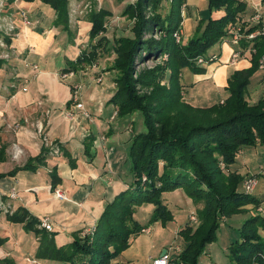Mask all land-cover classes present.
Masks as SVG:
<instances>
[{"label": "trees", "instance_id": "16d2710c", "mask_svg": "<svg viewBox=\"0 0 264 264\" xmlns=\"http://www.w3.org/2000/svg\"><path fill=\"white\" fill-rule=\"evenodd\" d=\"M161 1L169 2L163 15L159 12ZM40 2L54 12V25L69 31V0ZM183 4L185 0L127 3L121 15L131 23V34L114 36L111 51L104 35L111 13L100 9L89 14L88 37L91 43L95 40L96 43L88 51H82L64 71L90 68L104 53L112 55L108 71L116 72L112 75L115 90L108 103L116 107L118 118L139 112L145 131L135 133L129 147L132 185L104 207L92 236L75 233L69 244L57 246L53 232L38 228L39 220L25 209L6 213L7 222L21 224L37 238L36 259L67 264H113L128 248L130 238L149 226L134 220L135 208L152 205L149 224L160 223L165 227L173 220V213L163 195L182 191L199 208L198 225L194 228L187 222L178 229L177 235L184 245L172 259L175 264H199L206 246L215 240L219 220L245 213L244 207L249 205L256 214L242 223L228 257L232 264H264V213L258 210H264V198L239 190L244 178L234 166L243 149L264 146V95L254 104L246 100L250 78L257 71L258 60L264 52V39L257 38L250 48V51L255 49L250 68L235 71L227 80L228 97L222 103L193 107L182 97V73L204 74L205 66L216 57V53H209L211 48L229 42L228 30L237 25L245 27L252 12L247 11L246 0H207L208 16L197 22L191 37L185 41L181 37L176 42L173 34L182 26ZM147 11L153 14L149 18ZM216 12L220 14L216 16ZM154 28L164 36L159 40L146 39L145 33ZM163 55L167 57L164 62L133 78L136 62ZM200 57L207 64L199 65ZM2 65L0 61V68ZM136 84L151 87L152 91L138 95ZM48 153L44 149L42 155L8 175L42 165ZM50 176L55 180L53 170ZM3 177L0 174V179ZM4 198L0 196V214Z\"/></svg>", "mask_w": 264, "mask_h": 264}, {"label": "crops", "instance_id": "0c3cea01", "mask_svg": "<svg viewBox=\"0 0 264 264\" xmlns=\"http://www.w3.org/2000/svg\"><path fill=\"white\" fill-rule=\"evenodd\" d=\"M118 6L124 8L126 4L123 2ZM10 8L25 13L29 25L16 21L17 35L5 43L11 57L0 68V174L4 175L0 179V196L5 197L2 204L8 208L7 211L2 209L0 214V264H28L27 258L37 260L38 264H67L31 257L38 247L37 238L26 232L21 224L7 222L6 213L23 208L37 220L48 218L56 245L69 244L73 234L94 226L104 207L132 185L128 151L135 132L132 122L118 118L116 107L108 103L115 90L114 82L109 88L95 86L93 82L96 75L102 79L108 74L112 76L108 71L111 64H106L112 59L110 56H101L96 61L97 64L104 58L102 73L87 68L80 70V75V71H76L70 80L59 78L82 51H88L96 43V40L91 43L88 38L91 26L88 18H79L73 27L69 21L67 33L70 39L67 42L63 27L53 23L54 12L40 0H14ZM100 9L111 13L108 19L114 18L115 8L102 5ZM181 16L185 21L192 19L196 26L200 19L208 16L207 0H185ZM81 32L88 38V42L84 40L87 42L85 45L78 44ZM192 35L193 31L189 37ZM59 38L62 44L67 45L64 50L56 47ZM240 45L243 55L234 63L231 62V53L235 46L224 42L219 46L215 60L205 66L204 74L184 71L180 78L184 86V101L199 108L209 107L210 102L212 105L222 103L228 97L226 86L229 77L235 71L251 66L254 53L250 48L253 43L242 40ZM32 65L37 66V70H33ZM76 82H81L83 105L90 118L71 104L70 88ZM255 83H262L258 70L250 78L249 85ZM252 90L246 93L250 104L257 102L249 100ZM66 112H72L73 119H67ZM37 121L43 123L46 136L59 145L60 154L52 156L48 153L42 165L8 175L42 155L44 149L48 150L35 131ZM14 147L20 151L17 159L12 158ZM52 170L55 180L50 176ZM55 189L62 191L66 200L56 197ZM12 190L16 199L9 197ZM258 198L263 199L264 196ZM147 229L150 234L149 226ZM133 237L129 240V247L113 264H139ZM152 260L148 257L145 264H151Z\"/></svg>", "mask_w": 264, "mask_h": 264}, {"label": "rangeland", "instance_id": "374dc122", "mask_svg": "<svg viewBox=\"0 0 264 264\" xmlns=\"http://www.w3.org/2000/svg\"><path fill=\"white\" fill-rule=\"evenodd\" d=\"M252 1L257 2V0H246L247 3L246 9L248 12L250 11L252 12V8H253ZM123 2L127 4L130 3L131 0H69V6H68L69 21L73 27L74 26L73 23L77 21L79 18H83V19L88 18V15L90 14V10H98L100 7H102V5H106L110 8L111 7L115 8L116 13L114 15V18L111 20L107 19L106 21L105 38L108 40L107 48L109 51H111L110 46L113 45L114 36L119 37V36H127L131 34L129 30L131 27V23H129V21L121 15V12L124 9L123 6H118L119 3H123ZM11 3L12 2H10L9 0H0V61H3V63L4 61H8L11 57L10 53L6 51V45H5V43L7 42L6 40L16 37L17 35L16 21L18 20L21 23H23L21 18V13L18 10L16 11L10 8ZM168 6H169V2L167 3L163 1L160 4L159 12L163 15L165 13V10H167ZM205 7H206V2H205ZM219 14H220L219 12L215 13L216 16ZM152 15L153 14L151 11H147L146 13L147 18L151 17ZM194 26L195 25L192 19L187 21L183 20L181 27L185 32V36L183 39L184 41L188 39L192 31L194 33L196 28V26L195 28ZM13 27L15 28V30H13ZM90 27L91 26H89L88 28V32L90 30ZM72 32L74 33L73 30ZM65 33H66L65 34L66 41L69 42L70 34L69 32L67 33V31H65ZM84 34L86 33L81 32L79 35L80 37L78 43L79 45H85L88 42L87 40L89 37L87 38L86 36H84ZM163 36L164 34L160 30L155 28L145 33L146 39L153 38L154 40H159ZM65 37H64V41H65ZM61 38L57 40L56 47L57 49L64 50L63 48L66 47L67 45L61 43L60 41ZM173 38L175 39L176 42H178L174 36ZM84 40H86L87 42H85ZM99 52L103 53L104 50L103 52L101 50ZM209 53H219V45L213 46ZM101 56H103L104 58L108 57V53L106 55L104 53V55ZM109 56H111L110 58L113 59L112 55ZM104 58L102 60H104ZM112 59H110L106 64L112 65ZM166 59H167L166 55H163L160 57H154V58L151 57L148 59L144 58L136 62L133 78L136 79L141 72L150 70L158 66ZM102 60L98 61L97 64L95 63L94 66L96 67H90L89 69L96 70L95 72L102 73L103 70L102 68L104 67V63L102 62ZM99 63L101 65L97 67ZM80 74H82V71L79 72V75ZM111 74L115 76L116 72L111 71ZM99 78L102 79V76L96 75V77L93 78L94 80L93 82L95 86H101V87L103 86L104 88L106 87L109 88L111 86L112 76L108 74L104 77V79L100 81V83H97V79ZM70 79L71 78H68L65 81ZM254 79L256 80L257 77H255ZM76 83L81 84V82H76ZM251 90H252L251 92L252 95L249 100L251 102L258 101L261 95H263L264 93V84L255 83L252 86L249 85L246 91L248 92ZM136 91L138 95H145V94H150L152 89L151 87H146L136 84ZM199 99L200 98H197V100ZM198 102L200 103V101ZM210 103L212 105V102ZM214 104H218V103H214ZM123 118L128 119L132 122L133 125L132 127L134 128L135 133L145 131V126L143 124L142 116L139 112H135ZM234 166L235 168H237L238 170L237 173L242 178L251 175H255V176L258 175L260 173V168L264 166V146L256 145L255 147H247L243 149L242 155L241 153L237 155ZM239 188L240 191L243 190L242 185ZM255 194L258 197L264 196V178L262 177H259L258 179V185L254 191V195ZM162 199L166 200L168 208L173 213V220L165 227L161 226L160 223L149 224V220L153 211L152 205H146L138 209L135 208L133 214L134 220H136L137 222H139L144 226L149 225L151 231L150 234L148 235L142 233L141 235L134 236L132 239V243L136 247L134 250H136V252L138 253L136 256L138 257L137 261L139 262V264H145L148 257H151L153 259L158 258L162 250H167L169 251V254L172 257L174 256L176 257L178 253L176 252L175 247L179 246L180 248H182L184 245L182 239L177 235L178 229H180L185 223L189 222V216L191 214L195 215V217L197 218L199 208L195 206L183 192L166 193L165 195H163ZM146 207H150V208H146ZM244 209L246 210L245 213L241 212V213L233 214L228 217H223L219 220L218 228L215 233V240L206 246L205 251L203 252L202 256L199 258V264H232L228 257L229 248L238 239L239 229L242 223L244 222V220L256 214V212L252 209L251 205L245 206ZM191 225H193L195 228L196 225H198V221L196 224H191ZM262 234L264 236V233ZM34 256H35V252L33 250L31 257Z\"/></svg>", "mask_w": 264, "mask_h": 264}, {"label": "built area", "instance_id": "2783aa9c", "mask_svg": "<svg viewBox=\"0 0 264 264\" xmlns=\"http://www.w3.org/2000/svg\"><path fill=\"white\" fill-rule=\"evenodd\" d=\"M135 0H131V3H134ZM252 15L248 19L245 27H242L240 25L233 26L228 30V38H229V43H231L233 46H235V49L231 53V62L234 63L237 61L242 55H243V49L241 48V41L245 40L246 42H251L253 43L257 38H263L264 39V0H257V2L252 3ZM185 9V4L181 6V11ZM21 13V18L22 21L25 25H29L27 16L25 13ZM250 28H255L251 32H247ZM13 30L15 28L13 27ZM173 36L176 38V40L179 42L181 37H182V27L180 26L179 29L173 34ZM251 53H255V49H251ZM216 57L211 58L212 60H215ZM197 62L199 65H205L207 62L203 58H198ZM95 67V66H92ZM33 70H37V66L32 65ZM257 70L261 73V82L264 84V52L261 55V57L258 60V67ZM76 72L74 71H66L62 72L59 75V78L64 80L66 78L74 77ZM101 79H97V83H100ZM71 104L81 111L83 115L86 118H90V115L85 111L83 101H82V85L79 83H74L71 86ZM65 117L67 119H73V113L72 112H66ZM35 131L39 138H41L43 144L48 148L49 153L52 156H57L60 154V147L58 144H55L53 141H51L46 134L44 133V126L41 121H37L34 124ZM20 155V151L14 147V152L12 154L13 159H17ZM259 177L264 178V166L260 168V173L258 175H251V176H246L243 180L242 188L243 191L246 194H253L257 185H258V179ZM55 196L58 197L61 200H66V196L62 191L59 189L54 190ZM10 199H16V194L14 190L10 192L9 195ZM2 209L7 211V207L3 204ZM259 212L264 213V210L258 209ZM189 223L190 224H196L197 223V218L195 215L191 214L189 216ZM38 228L44 229L47 232H53V227L48 218H42L39 220ZM95 232L94 226L86 228L81 231V236H92ZM141 233L148 234L149 229H142ZM176 252H180V247L176 246L175 247ZM28 264H38V261L32 258H27L26 259ZM151 264H175L172 261L171 255L166 251V253L162 256H159L156 259H153L151 261Z\"/></svg>", "mask_w": 264, "mask_h": 264}, {"label": "water", "instance_id": "95a60500", "mask_svg": "<svg viewBox=\"0 0 264 264\" xmlns=\"http://www.w3.org/2000/svg\"><path fill=\"white\" fill-rule=\"evenodd\" d=\"M165 253H166V250H163L160 256L164 255Z\"/></svg>", "mask_w": 264, "mask_h": 264}]
</instances>
